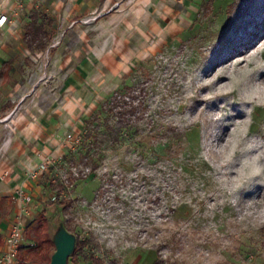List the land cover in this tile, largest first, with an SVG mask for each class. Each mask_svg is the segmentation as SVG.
<instances>
[{
    "label": "rangeland",
    "instance_id": "374dc122",
    "mask_svg": "<svg viewBox=\"0 0 264 264\" xmlns=\"http://www.w3.org/2000/svg\"><path fill=\"white\" fill-rule=\"evenodd\" d=\"M173 1L172 35L150 41L122 85L59 138L64 154L43 156L44 179L27 161L15 170L7 147L36 93H54V77L40 73L34 88L26 73L25 96L0 115V170L32 185L14 190L32 199L35 242L18 264L44 241L51 258L61 230L91 240L108 264L150 252L157 264H264V0Z\"/></svg>",
    "mask_w": 264,
    "mask_h": 264
},
{
    "label": "crops",
    "instance_id": "0c3cea01",
    "mask_svg": "<svg viewBox=\"0 0 264 264\" xmlns=\"http://www.w3.org/2000/svg\"><path fill=\"white\" fill-rule=\"evenodd\" d=\"M173 2L0 0V13L14 22L0 27V115L14 106L15 97L25 96L20 91L26 73L32 75L34 88L40 73H50L54 77L50 84L54 93L43 98V93H36L33 105L26 110L28 117H18L17 133L7 147L15 170H20L19 162L22 161L29 162L28 171L41 162L44 155L58 158L64 154L59 138L68 131L76 132L92 108L101 105L122 85L124 76L147 56L150 41L156 48L163 46L166 36L172 35ZM32 11H41L52 19L47 27V46L43 50H29L24 40ZM87 19L91 20L83 22ZM56 41L60 43L52 46ZM29 88L27 85V90ZM8 169L10 180L0 183V249L7 248L6 237L19 216L27 221L22 231L26 243H35L28 236L30 213L21 211L22 203L14 192L19 184L27 191L32 185L23 174V177L16 173L13 176L11 166ZM45 177L43 173L39 179ZM43 216L44 210L40 218ZM51 239L54 242L52 235ZM23 247L19 254L24 256L29 246ZM155 261L156 254L150 252L145 261L138 259L135 264ZM69 264L93 263L77 257Z\"/></svg>",
    "mask_w": 264,
    "mask_h": 264
},
{
    "label": "trees",
    "instance_id": "16d2710c",
    "mask_svg": "<svg viewBox=\"0 0 264 264\" xmlns=\"http://www.w3.org/2000/svg\"><path fill=\"white\" fill-rule=\"evenodd\" d=\"M29 23L27 24L24 32V40L27 44L29 50L36 51V50H43L47 46L46 39L49 36V32L47 27L51 25L52 19L46 14L40 13L38 11H32L29 15ZM41 20V21H40ZM115 103H117V96L113 97L112 103H110V107L115 108ZM126 112V111H124ZM75 164V163H74ZM96 167V166H95ZM94 167V168H95ZM77 177L73 174L69 178V183L72 184L76 181ZM72 205V201H67L66 205L64 206L65 209H68ZM70 233L74 234L71 230ZM76 245L75 249L72 254L68 258V264L70 263L71 259L74 260L77 257H82L85 260H90L93 264H105L102 257L96 254L95 251L88 249L91 245V240L89 239H81L76 234ZM42 245L43 253L36 259L30 260L31 264H49L51 258L48 257V253L46 251L47 247H44L46 244ZM52 243H54L52 241ZM55 246V244H54ZM24 248V247H23ZM23 248L21 247L20 250L22 251ZM158 263V259L154 262V264Z\"/></svg>",
    "mask_w": 264,
    "mask_h": 264
},
{
    "label": "built area",
    "instance_id": "2783aa9c",
    "mask_svg": "<svg viewBox=\"0 0 264 264\" xmlns=\"http://www.w3.org/2000/svg\"><path fill=\"white\" fill-rule=\"evenodd\" d=\"M91 19L84 20L83 22H88ZM6 24L13 25V20L9 19L8 15L0 13V27L5 26ZM59 41H56L52 46H56L59 44ZM4 119L0 118V123L3 122ZM69 138H72V135H69ZM72 142L78 143L79 139L73 138L71 139ZM49 164L47 163L46 159H43L41 162H38L37 165L33 168L28 169V175L35 179L38 178L41 174L46 173L49 169ZM9 176V171L5 170L0 172V180H5ZM17 198L22 203V209L21 211L23 213H29L28 211V204L32 202V199L30 196L25 195L22 191H19L17 193ZM27 221L24 217L19 216L17 222H15L10 231L9 234L6 237V249H0V264H18V254L20 251V248L23 246H34L35 243L28 242L26 243V240L22 234L23 228L26 226ZM25 244V245H24Z\"/></svg>",
    "mask_w": 264,
    "mask_h": 264
},
{
    "label": "water",
    "instance_id": "95a60500",
    "mask_svg": "<svg viewBox=\"0 0 264 264\" xmlns=\"http://www.w3.org/2000/svg\"><path fill=\"white\" fill-rule=\"evenodd\" d=\"M55 252L51 256L49 264H68V258L76 245V237L67 230H61L54 238Z\"/></svg>",
    "mask_w": 264,
    "mask_h": 264
},
{
    "label": "bare ground",
    "instance_id": "6f19581e",
    "mask_svg": "<svg viewBox=\"0 0 264 264\" xmlns=\"http://www.w3.org/2000/svg\"><path fill=\"white\" fill-rule=\"evenodd\" d=\"M254 95H255V94H254ZM258 95H259V94H258ZM258 95H257V96H258ZM258 97H259V96H258ZM256 99H257V98H256ZM229 102H230V101H229ZM244 102H245V101H244Z\"/></svg>",
    "mask_w": 264,
    "mask_h": 264
}]
</instances>
